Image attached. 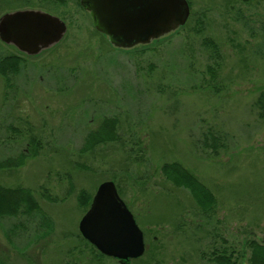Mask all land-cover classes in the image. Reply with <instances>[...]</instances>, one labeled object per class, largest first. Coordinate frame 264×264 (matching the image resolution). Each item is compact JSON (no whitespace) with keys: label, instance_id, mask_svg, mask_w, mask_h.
Wrapping results in <instances>:
<instances>
[{"label":"rangeland","instance_id":"374dc122","mask_svg":"<svg viewBox=\"0 0 264 264\" xmlns=\"http://www.w3.org/2000/svg\"><path fill=\"white\" fill-rule=\"evenodd\" d=\"M187 1L176 32L116 49L79 0H0V16L35 8L66 24L37 55L0 40V56L23 57L11 88L0 75V163L28 154L31 136L39 142L21 165L0 168V183L33 190L53 222L42 236L38 216L0 218L1 264H215L214 248L248 264L247 241H264V119L253 104L264 91V0ZM104 117L117 118L119 137L85 150ZM205 133L222 137L221 147L205 148ZM166 161L211 189L212 212L164 178ZM105 180L143 231L138 258L102 255L79 232L77 193L94 194Z\"/></svg>","mask_w":264,"mask_h":264},{"label":"water","instance_id":"95a60500","mask_svg":"<svg viewBox=\"0 0 264 264\" xmlns=\"http://www.w3.org/2000/svg\"><path fill=\"white\" fill-rule=\"evenodd\" d=\"M79 4L89 14L93 28L116 49H131L169 36L185 24L190 12L187 0H79ZM65 32V22L42 9H17L0 16V40L27 55L51 48ZM92 196L78 223L82 237L110 258L142 256L143 231L114 181H102Z\"/></svg>","mask_w":264,"mask_h":264},{"label":"trees","instance_id":"16d2710c","mask_svg":"<svg viewBox=\"0 0 264 264\" xmlns=\"http://www.w3.org/2000/svg\"><path fill=\"white\" fill-rule=\"evenodd\" d=\"M209 43L211 44L213 51L212 55L219 56L217 45H215L213 41H210ZM22 62L23 57L18 54L6 53V55L0 56V75L5 82L4 85L6 88H11L14 77L20 72L21 67L23 66ZM209 70L214 73L213 67H209ZM253 104L257 109L258 117L264 119V91H261L257 95ZM116 120V117H104L99 127L95 131L88 133L84 143V149L90 150L99 143L116 141L119 137L118 132H116ZM209 134L205 133L203 135V146L205 148L213 146L214 148H211L216 151L217 148L222 145L219 140L222 139V137L218 136L217 138H214L209 136ZM28 143V154L25 150L21 151L19 156L20 160H6L5 162L0 163V168L17 167L24 162L25 157L34 155L39 149V142L31 136ZM160 171L168 182H171L176 187L187 189L202 213L209 214V212H212L215 209L216 197L214 193L202 182V180L192 173L191 170L183 166L179 161L163 162L160 166ZM92 195L93 194L86 192L84 189H81L76 196L79 207L86 211L90 206L93 197ZM42 196L50 201L56 200V198H50V195L46 193L45 190L42 192ZM35 216H38L39 233L37 235L44 236L48 234L53 225L52 219H50L51 217L42 209L33 190L28 187H12L0 183V218L24 217L29 219ZM20 225L23 226V222H18L14 224L13 227H19ZM85 242L89 243L88 241ZM246 244L249 251L247 257L248 264H264V241L250 239ZM91 246L96 249L92 244ZM98 255L102 256L101 254ZM207 260L215 264H237L234 250L227 251L225 248H214ZM0 262L2 261L0 260Z\"/></svg>","mask_w":264,"mask_h":264}]
</instances>
